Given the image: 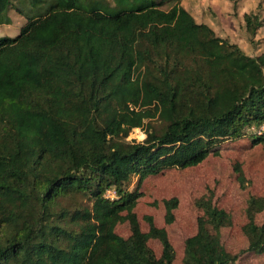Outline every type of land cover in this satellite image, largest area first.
Listing matches in <instances>:
<instances>
[{
  "label": "trees",
  "instance_id": "1",
  "mask_svg": "<svg viewBox=\"0 0 264 264\" xmlns=\"http://www.w3.org/2000/svg\"><path fill=\"white\" fill-rule=\"evenodd\" d=\"M183 1L0 0V22L11 10L26 17L0 37V264H173L166 228L148 215L141 229L144 180L197 166L226 141L264 146L250 133L264 122L262 5L234 17L243 46L208 14L210 0L196 14ZM136 128L144 140L129 139ZM162 202L171 224L179 199ZM193 202L185 264L264 255V196L248 197L239 253L222 242L233 218L213 190ZM123 223L128 237L116 232Z\"/></svg>",
  "mask_w": 264,
  "mask_h": 264
},
{
  "label": "rangeland",
  "instance_id": "2",
  "mask_svg": "<svg viewBox=\"0 0 264 264\" xmlns=\"http://www.w3.org/2000/svg\"><path fill=\"white\" fill-rule=\"evenodd\" d=\"M210 1L212 6L207 7L208 14H212L211 16L218 14L221 26L229 30L228 37L243 45L245 38L242 37L234 17L240 15L244 9L249 11L254 0ZM183 3L189 10L197 13L198 0H184ZM259 3L262 5L264 15V0H259ZM3 19L0 22V37L16 35L26 21V17L21 16L15 10H11L10 14ZM214 22L216 24V20ZM259 35L258 41L264 45V38H262L264 29ZM244 50L248 53L256 51L248 48L247 45ZM145 137V133L140 128H136L130 134L129 139L142 141ZM236 163L241 164L247 179L244 188L241 186L238 173L235 170ZM134 184L135 181L130 186L131 189L134 188ZM209 189L214 192L215 203L227 210L233 218V225L222 229V242L229 252L239 253L247 246L242 227L246 222L245 209L248 197L250 194L264 196V146L262 144L253 145L252 139L248 136L237 141H226L218 155L211 154L197 166L165 170L144 180L141 187L143 196L139 198L135 208L141 229L149 230V222L145 219V216L148 215L153 217L156 226L166 228L176 252L173 264H185L183 261L185 239L194 235L197 230L196 219L199 211L193 201L195 197ZM106 195L116 198L113 190H109ZM171 197H178L179 205L174 211V222L167 224L165 222L166 210L162 201ZM154 202L157 204L155 205ZM258 221H264V212L258 215ZM116 232L123 237H128L130 234L128 223L118 225ZM149 245L157 256L161 255L162 245L159 240L150 239ZM238 264H264V255L243 253Z\"/></svg>",
  "mask_w": 264,
  "mask_h": 264
},
{
  "label": "built area",
  "instance_id": "3",
  "mask_svg": "<svg viewBox=\"0 0 264 264\" xmlns=\"http://www.w3.org/2000/svg\"><path fill=\"white\" fill-rule=\"evenodd\" d=\"M250 133H252L253 135H258V136L263 135L264 134V122L259 127H252L250 129Z\"/></svg>",
  "mask_w": 264,
  "mask_h": 264
},
{
  "label": "crops",
  "instance_id": "4",
  "mask_svg": "<svg viewBox=\"0 0 264 264\" xmlns=\"http://www.w3.org/2000/svg\"><path fill=\"white\" fill-rule=\"evenodd\" d=\"M219 18H220V16H219Z\"/></svg>",
  "mask_w": 264,
  "mask_h": 264
}]
</instances>
